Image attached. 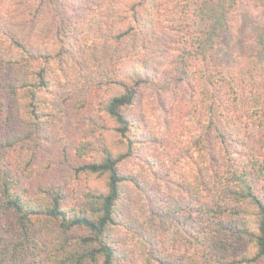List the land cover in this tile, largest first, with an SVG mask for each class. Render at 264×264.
<instances>
[{
	"label": "trees",
	"instance_id": "1",
	"mask_svg": "<svg viewBox=\"0 0 264 264\" xmlns=\"http://www.w3.org/2000/svg\"><path fill=\"white\" fill-rule=\"evenodd\" d=\"M261 28L264 0H0V264H264Z\"/></svg>",
	"mask_w": 264,
	"mask_h": 264
},
{
	"label": "rangeland",
	"instance_id": "2",
	"mask_svg": "<svg viewBox=\"0 0 264 264\" xmlns=\"http://www.w3.org/2000/svg\"><path fill=\"white\" fill-rule=\"evenodd\" d=\"M250 26L253 27L251 24ZM260 30L263 36L260 39V46H261V44L264 43V28H261ZM233 45H234V41L232 40L227 41V38L224 37V40L219 44V46H216V48L214 49V54H215V57L218 59V61L222 62L224 65H230L233 63V61L235 60V56H236L235 55L236 50L234 49ZM137 113H139V110L137 111ZM147 113L149 116V122L146 124L143 130L145 137H146V143L150 141L151 134L153 133H155L158 136L159 143L161 142V144L158 143L159 148L165 142V141L163 142V140L169 139L170 137L178 136L179 131L175 127H171L170 125H167L162 121L161 115H163V113L157 111V113L154 114V111H151V110H149ZM146 132H147V135H146ZM149 136L150 138L148 139ZM144 142L145 141L140 142L139 144L142 146L145 144ZM151 146H154V144L151 143Z\"/></svg>",
	"mask_w": 264,
	"mask_h": 264
}]
</instances>
